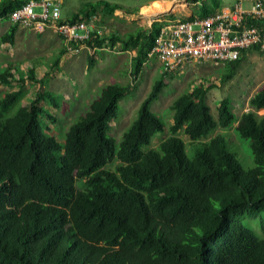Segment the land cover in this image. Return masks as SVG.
<instances>
[{
	"label": "trees",
	"instance_id": "1",
	"mask_svg": "<svg viewBox=\"0 0 264 264\" xmlns=\"http://www.w3.org/2000/svg\"><path fill=\"white\" fill-rule=\"evenodd\" d=\"M28 1L0 0V19ZM196 1L198 17L222 8V0ZM98 9L110 16L138 11L100 0L88 2L71 22ZM161 25L155 20L150 29L95 35L85 44L99 51L120 42L135 51L131 73L137 77ZM17 28L13 24L2 41L14 44ZM252 48L227 63L222 82ZM89 62H95L92 54ZM13 76L10 65L0 67V86ZM27 77L41 88L26 108L7 115L22 98L20 89L0 97V264H264V117L255 114L264 108V84L239 116L229 99L214 116L207 101L212 86L179 95L170 106L171 134L155 148L153 138L168 129L152 110L166 85L162 77L121 139L110 134L111 122L131 85L105 84L63 143L44 121L52 117L47 106L58 107L62 95L44 89L46 79L34 69ZM232 127L249 147L248 169L229 145Z\"/></svg>",
	"mask_w": 264,
	"mask_h": 264
},
{
	"label": "rangeland",
	"instance_id": "2",
	"mask_svg": "<svg viewBox=\"0 0 264 264\" xmlns=\"http://www.w3.org/2000/svg\"><path fill=\"white\" fill-rule=\"evenodd\" d=\"M100 0H63V4L73 10L81 11L88 2ZM112 3L123 4L125 7L138 9L132 15H126L117 10L116 16H110L98 9L96 27L103 31V35L116 34L126 37L129 32L139 27L150 29L155 20L179 17H198L200 2L196 0H107ZM233 0H222L223 5H230ZM168 2L171 8L149 15L147 12L154 4ZM234 2V1H233ZM233 4V3H232ZM63 6V7H65ZM40 11L39 8L36 9ZM128 19V20H127ZM13 23L6 18L0 19V67H11L14 75L10 85L0 86V97L7 91L20 89L22 98L7 115H13L19 107L26 108L29 100L33 99L40 90V83L27 77V72L34 69L37 78L46 79L44 89L61 94L58 107L47 106L52 117L44 118L48 131L56 135L59 142H64L65 133L69 126L82 118L92 102L105 84H130V93L121 100L118 117L111 122L110 134L121 139L123 132L129 127L142 100L150 91L157 78H163L166 83L152 110L166 122L168 129L155 136L151 147H159L163 139L171 133L169 125L173 123L170 106L175 98L196 86L205 88L212 86L207 93V101L215 117L218 114V104L222 99H229L234 112L239 116L250 110L249 99L264 84V49L252 48L243 57L235 75L225 82L222 77L226 74V65H214L209 62L188 64L182 72H175L164 77L160 63L153 57L147 60L142 72L135 77L131 73L132 57L135 51L123 50L122 44L117 42L115 47L104 46V50L95 51L93 65H90L89 53L86 49L76 54L61 53L64 48L62 36L53 29L39 33L18 25L15 42H3L2 37ZM58 59V63H56ZM23 71L20 78L18 71ZM46 105V104H45ZM259 119L264 117V108L255 111ZM182 134V133H180ZM183 135V134H182ZM187 141V136H183ZM229 145L237 151L240 163L244 169L253 165V159L245 140L240 139L235 129H230ZM113 167V164L109 165ZM251 223L257 226L256 220Z\"/></svg>",
	"mask_w": 264,
	"mask_h": 264
},
{
	"label": "built area",
	"instance_id": "3",
	"mask_svg": "<svg viewBox=\"0 0 264 264\" xmlns=\"http://www.w3.org/2000/svg\"><path fill=\"white\" fill-rule=\"evenodd\" d=\"M244 1L237 0L233 7L217 9L206 17L159 19L162 25L148 60L157 58L167 76L182 72L191 63L226 65L238 60L245 49H264V0H251L249 8L243 6ZM77 13L57 0H30L13 11L9 20L37 32L53 29L62 36L69 54L79 53L82 48L93 54L96 48L85 41L103 34L95 24L97 15L71 22Z\"/></svg>",
	"mask_w": 264,
	"mask_h": 264
},
{
	"label": "crops",
	"instance_id": "4",
	"mask_svg": "<svg viewBox=\"0 0 264 264\" xmlns=\"http://www.w3.org/2000/svg\"><path fill=\"white\" fill-rule=\"evenodd\" d=\"M57 1H58L59 3H61L62 6H65V5L63 4V0H57ZM60 1H61V2H60ZM233 1H234V2H233ZM233 1H232L233 4L231 3L230 5H223L222 8H225V9H226V8H231V7H233V5L236 3L237 0H233ZM86 4H87V3H86ZM86 4H85V5H86ZM251 4H252V1H251V0H245V1L243 2V6H244L245 8H249V7L251 6ZM85 5H84V6H85ZM84 6H83V7H84ZM65 7L71 8L70 6H67V5H66ZM83 7H82V8H83ZM71 9H72V8H71ZM72 10H73V9H72ZM81 10H82V9H81ZM73 11H75V10H73ZM76 12H80V10H79V11H76ZM116 13H117V11L115 12V14H116ZM114 16H116V15H114ZM127 20H128V19H127ZM39 33H42V32H39ZM43 33H44V32H43ZM62 41H63V39H62ZM63 47H64V45H63ZM83 49H86V50L89 52V50H88L87 48H82L81 50H83ZM81 50H80V51H81ZM65 53H67V52H65ZM89 53H90V52H89ZM89 55H90V54H89Z\"/></svg>",
	"mask_w": 264,
	"mask_h": 264
},
{
	"label": "bare ground",
	"instance_id": "5",
	"mask_svg": "<svg viewBox=\"0 0 264 264\" xmlns=\"http://www.w3.org/2000/svg\"><path fill=\"white\" fill-rule=\"evenodd\" d=\"M61 2V1H60ZM171 3V2H170ZM168 2H164V3H159V4H153L152 7L149 9V11L147 12L149 15L151 14H156L159 11H163V10H167L169 8H171V5ZM172 4V3H171Z\"/></svg>",
	"mask_w": 264,
	"mask_h": 264
}]
</instances>
